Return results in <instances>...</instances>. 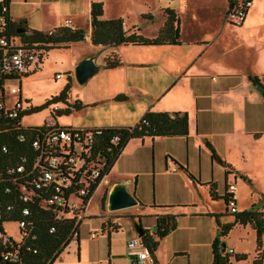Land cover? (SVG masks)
Returning <instances> with one entry per match:
<instances>
[{"label": "crops", "instance_id": "1", "mask_svg": "<svg viewBox=\"0 0 264 264\" xmlns=\"http://www.w3.org/2000/svg\"><path fill=\"white\" fill-rule=\"evenodd\" d=\"M93 1L102 2V18L120 16L123 18L124 28L129 30L130 24L109 0L9 1L12 21H21L22 27L26 26L28 31H45L62 24L86 30L88 38L72 41L65 47L72 50L74 45H83V51L67 58L65 70L74 76L76 64L81 59L92 56L99 65L96 71L98 74L93 78L89 77L82 84L74 76L75 82L67 100L69 103L80 101L81 107L73 108L68 114L57 115V120L75 127L134 125L148 109L186 111L188 133L130 138L98 183L109 182L102 189L105 191L108 188L107 197L115 184L123 183L138 199V203L130 208V226L125 229L126 237L123 236L125 243L121 248L113 246L112 235L123 227L122 216L109 218L110 214H100L101 231L107 235V240L99 235L90 237V233L81 234L80 226L87 216L85 211L91 203V195L77 217V233L52 264H81L83 260L87 264H92L93 261L101 264H154L148 260L134 262L133 258L141 247L130 246L127 241L138 236L134 230L137 221L144 229L152 230L156 214L161 213H175L178 217L176 227L159 240L154 252L156 264H209L213 258L212 241L218 229V220L220 223L229 222L232 220L229 216L234 220V216L226 210L225 202L224 209L216 206V201L222 198L211 197L210 183L213 181L217 193L222 195L224 191L219 190L218 183L219 175L223 173L225 189L229 182L235 184L233 193L237 210L247 209L253 201L248 206L242 204L236 193L238 186L234 180L243 173V168L235 158L232 159L228 150L234 148L236 155L238 150L239 157L248 155V158H252L253 154L247 150L248 145L250 143L253 147L258 144L260 151L256 153L255 161L264 159V96L250 79V76L256 75L264 84V0H252L240 26L232 25L225 19V23L230 25L229 29L237 35L234 47L228 41L221 46L220 37L224 29L212 33L202 28L207 18L198 13L197 7L193 8L194 3L190 7L166 6L172 7L178 14L179 43L93 44L90 38V10ZM209 1L212 0H208L207 4ZM182 2L187 3L185 0ZM11 8L16 11L15 15ZM33 13L38 14L37 18H33ZM144 14L151 19L150 12L144 11ZM184 15L194 25L185 38L181 36ZM159 28L148 36L156 35ZM240 47L245 48L247 56L241 68L227 62L224 57V53L230 52V48L239 50ZM218 48L222 52L217 55ZM110 54L119 56L121 63L105 67V58ZM87 83L92 84V87L85 86ZM74 84L77 85L78 92H74ZM118 94H125L127 98L114 99ZM59 103L56 104L59 106ZM99 106L103 110L97 116L86 112L88 119L85 121H81V118L74 121L71 119L74 115H85L81 112L84 108L87 111L88 107ZM64 115L71 120L61 122L60 118ZM205 139L230 164L232 172L226 173L225 167L211 158ZM169 161L177 165L178 169L168 170ZM188 171L198 180L191 178ZM245 225L236 222L232 227ZM253 229L255 244H251L256 255L257 233L254 227ZM227 236L228 234L223 237V241L228 250L232 248L233 254H247L241 241H226ZM105 241L108 242L107 247ZM262 242L260 264L264 258V234Z\"/></svg>", "mask_w": 264, "mask_h": 264}, {"label": "trees", "instance_id": "2", "mask_svg": "<svg viewBox=\"0 0 264 264\" xmlns=\"http://www.w3.org/2000/svg\"><path fill=\"white\" fill-rule=\"evenodd\" d=\"M9 1L4 0L7 10L6 14L9 20V30L15 34L21 35L23 41L36 44L35 47L40 50L39 62L42 61L44 55L52 48L59 47L64 44L68 47L72 41L84 40L86 36V30L80 27H72L67 24H62L50 29L49 31L32 30L31 33H23L16 31L14 22L12 21L9 13ZM245 2H249L245 5ZM228 12H232L233 8L237 4H241L248 12L251 6L252 0H227ZM165 20L158 30V33L154 36H148L141 32V28L137 25L130 26L129 30L124 28V22L122 17L102 18L103 6L101 1H93L91 4V42L93 44H110L117 45L121 43L131 44H161V43H179L180 42V27L179 17L177 12L172 7H164ZM246 17V16H245ZM245 19V18H244ZM36 64V69L40 67ZM121 63V59L116 54H110L105 58V67H114ZM28 70L24 75L31 73ZM252 82L256 85L258 90L264 96V84L261 82L258 76H250ZM71 87V78L65 83L63 88L57 95H52L46 99V102L42 105H32L26 112L31 113L41 110L50 104L57 103L59 101L64 102L66 105L63 108H57L55 115L68 114L73 108L81 107V102L75 100L73 103L68 102V95ZM127 95L118 94L114 99H126ZM17 117L0 118V146L7 145V151L0 150V231L3 233L5 229L3 222L6 221H18L25 217L21 210L24 205H28L30 208V214L27 215L28 224H26L24 230L27 235L19 236V240H15L12 235H7L11 243L6 244V248L11 250V255L7 259H3L0 254V264H52L58 257L59 253L67 246L71 238L78 231V214L75 213V208L66 206L61 209L55 208L53 204L43 205V198L49 196V192H45L43 188L36 189L39 194L33 195L32 200L24 201L19 194L17 186L19 183L29 179L31 176L25 175L26 172L32 166L35 160V156L38 154V149L32 144V140L40 135V131L37 126H25L18 128L16 125ZM67 126V125H66ZM94 130V139L91 145V155L96 157L94 162L100 163V174L92 182L89 183L88 192L82 196V204L85 205L96 186L103 178V176L109 171L111 165L120 154L122 148L126 142L133 137L142 138L144 136H156V135H185L188 133V114L186 111H167V110H150L148 109L142 115V117L134 125H106V126H86ZM23 133L24 140L16 138L17 133ZM258 135V134H256ZM205 145L210 151V156L213 160L217 161L225 167V172H232L230 164L224 160L215 149L214 145L208 140H204ZM26 155L28 160L26 162V168L22 172L19 179L14 183L13 180L8 177L4 178V174L7 173V167L10 164H15L20 161L21 156ZM188 175L198 180L191 172L188 171ZM246 181H251L246 174H239ZM78 174L73 178L76 181ZM6 186L9 187L6 190ZM79 187V184H72L65 190V197H69L71 193ZM210 195L212 198H222L226 204V210L229 214L234 216L233 221L220 223L218 220V229L216 235L212 241V254L213 258L209 264H231V256L233 252H230L226 245H223V237H225L230 228L236 223L241 224L250 223L257 233L256 238V255L253 263L260 264L261 248L263 245L262 235L264 234V209L256 207L255 203L243 210L232 211L228 205L231 200V192L224 190L222 195H219L216 191V184L212 181L210 183ZM78 194H74L72 197H77ZM236 202V198H234ZM7 204L11 205V208H7ZM218 216L219 214L214 213ZM134 217V215H131ZM178 215L175 213H161L156 214L155 226L152 230L144 229L145 233L141 236V241L146 246L153 258V263L156 264L154 258V252L158 246L160 238L165 236L171 230L176 227ZM140 226V222L138 223ZM142 226V225H141ZM9 234V233H8ZM0 246V250H1ZM236 260L245 259L246 253L233 254Z\"/></svg>", "mask_w": 264, "mask_h": 264}, {"label": "rangeland", "instance_id": "3", "mask_svg": "<svg viewBox=\"0 0 264 264\" xmlns=\"http://www.w3.org/2000/svg\"><path fill=\"white\" fill-rule=\"evenodd\" d=\"M116 8H118L119 11L122 12L123 17L125 18V21L131 25L137 24L141 27L142 33L145 35H153L157 29L161 26L162 21L165 17V12L163 10L164 7L170 5L172 7H184L185 5L187 7H190L192 3L195 4L193 8H198V13L202 14L205 18H207L206 23L202 26L206 31H210L212 33H215L216 31L222 32V37H220L221 46L224 45L225 41L230 42L233 47L237 44V35L236 33L232 32L229 28L230 25L225 23V19L227 21H230L232 25L240 26L241 24L234 23L232 16L227 11L228 9V3L227 0H212L209 1V4H207L208 0H185L187 2L186 4L182 2V0H109ZM184 1V0H183ZM14 7V6H13ZM150 12L152 17L143 15V12ZM12 14L15 15L14 9L11 8ZM38 14L33 13V18H37ZM189 18V17H188ZM185 17L184 15V22L182 26V34L181 36L185 38L187 35H189L191 28L194 26L193 24H190V20ZM206 24V25H205ZM201 28V29H202ZM52 29V28H51ZM45 30V31H49ZM235 30V29H234ZM194 31V30H193ZM32 31H28L26 34L31 33ZM198 32V31H197ZM202 33V31H201ZM200 35V34H199ZM220 42L217 44L220 45ZM236 43V44H235ZM235 44V45H234ZM83 45H74L72 50L65 48L66 46L64 44L60 45L59 47H55L50 49L43 57L42 61L39 62L38 69H36V63H32L30 66V70L32 71L28 75H24L22 77V84H21V95H22V105H27L31 103V105H42L46 102V99L50 98L52 95H57L59 91L63 88L65 83L68 81V78H71V87L73 85L74 76L69 75L68 72L65 70L66 68V61L67 58L70 55H76L79 51H81V47ZM83 51V50H82ZM217 51V49H216ZM222 50L218 48V51L216 52L217 55L221 54ZM225 54V60L229 63H231L234 66H237L241 68V65L244 66L246 62V53L245 48L240 47L239 50H232L230 48V52ZM67 72V74H66ZM60 73L59 77H56V74ZM98 73H94L90 77H95ZM89 83H92L89 81ZM11 86L18 87V80H11L6 84L5 87V93H6V100L8 106H13L19 101V92H12L10 91ZM74 92H78L77 85L74 84ZM85 86L92 87V84H86ZM70 87V90H71ZM69 97V95H68ZM24 98L28 99L30 102H24ZM58 108L65 107L64 105H61V102L59 101ZM49 106H52L51 104L47 107L42 108L41 110L34 111L31 113H23L21 117V121L24 124H38L43 123L47 115L49 114ZM103 109L99 107H91L87 108V111H85V108L81 111L83 114L87 113H95L97 116L99 112H101ZM79 113V112H76ZM74 115L71 117V119L77 120L78 118H81V121H85L88 119V114H85L82 116V114ZM70 118H66V115L60 118L61 122H66L71 120ZM131 121V120H130ZM80 123V122H79ZM245 141V140H244ZM253 145V143H252ZM247 148V147H246ZM260 146L258 144L253 145V147L248 145V152L253 154L252 158H248V155L246 157H239L238 150L236 155V150L234 148H230L228 152L232 154V159L235 158L238 165H241L243 168V173L249 176L250 182L244 180L242 177L237 175V177L234 179L237 183L238 188L236 189V193L239 197V200L242 202L243 205H250V203H255L256 207L264 208V159L258 160V162L255 161L256 153L259 152ZM251 149V151H250ZM247 153V151H246ZM233 175V174H232ZM233 178V176H232ZM108 179V178H107ZM225 180H224V174L219 175V190L222 192L225 190ZM109 182L102 181L100 185L97 186L95 191L92 194L91 197V203L88 205V208L86 209L85 213H87V216L82 220V224L80 226L81 234L82 235H88L91 233V231H97V235L102 236V239H106V234H102L104 232L101 231L100 227V220L101 216L100 214H110L109 218H113L116 216H122L121 223L123 225L122 228L118 230V232H113V246L114 248L122 247L123 243H125L126 237L124 234L126 233L125 229L130 226V208L131 206L125 207V208H119L111 210L108 208V200H107V192L108 188H106L105 191H102L104 186H108ZM102 191V192H101ZM72 200L80 202L79 198L72 197ZM216 206L219 208L224 209V201L217 200ZM252 205V204H251ZM250 205V206H251ZM84 208V205H78V207H75L74 212L80 213L81 209ZM79 215V214H78ZM230 220L233 221L232 216H229ZM5 229L8 233H10L14 238L19 237V227L17 222L15 221H7L4 223ZM116 226V225H115ZM134 226V223H133ZM135 230V229H134ZM102 234V235H101ZM90 235V234H89ZM254 235V236H253ZM124 236V237H123ZM91 237V235H90ZM137 237V236H135ZM134 237V238H135ZM233 240L235 241H241L245 251L247 252V257L240 261H236L235 256L232 254V264H254V256L253 253L254 247H252L255 244V232L250 223H247L245 226H234L231 227L228 233V236L226 237V241L228 240L231 242ZM108 242L105 241V246L107 247ZM230 245V244H228ZM254 254V256H253ZM185 260V259H184ZM59 264V263H55ZM81 264H87L86 260L81 261ZM262 264H264V258L262 261Z\"/></svg>", "mask_w": 264, "mask_h": 264}, {"label": "built area", "instance_id": "4", "mask_svg": "<svg viewBox=\"0 0 264 264\" xmlns=\"http://www.w3.org/2000/svg\"><path fill=\"white\" fill-rule=\"evenodd\" d=\"M249 2H245L248 5ZM7 10V6L4 0H0V118H16V125L18 128L25 126H37L40 131V135L32 140L33 146L38 149V154L35 156V160L32 163L30 169L25 175L31 176L29 179L19 183L17 189L19 190L20 197L24 201L32 200L33 195L39 194L36 189L43 188L45 192H49L47 198H43L42 203L44 206L47 204H53L55 208L61 209L66 206L70 208L78 207L82 204V196L88 192L89 183L92 182L97 176H99L100 163H95L96 157L91 155V145L94 139V130L90 127H75L60 123L57 120V115L54 111L58 108V104L53 103L49 106V114L43 121V123L24 124L21 121L22 114L26 112L32 105L30 101L24 98V102L29 104L22 105L21 84L24 73L30 70L32 63L39 62L40 50L35 47L36 44L26 42L22 40V36L10 32L9 20L4 14ZM234 23L241 24L246 16V10L241 4L234 6L232 12H230ZM88 38V36H85ZM60 73L56 74L59 77ZM18 80V87L11 86L10 91L19 92V101L13 106L7 105L5 87L11 80ZM16 138L24 140L25 136L19 132L16 134ZM0 150L7 151V145L0 146ZM1 152V151H0ZM28 158L26 155L21 156L20 161L15 164H10L3 176L4 178L10 177L15 183L17 179L22 177V172L26 171V162ZM168 170H177L178 166L173 164L172 161L168 162ZM78 174V178L74 181L73 178ZM72 184H79V187L71 193L69 197H65V190ZM9 189L8 186L5 187ZM235 184L229 182L227 184V191L231 192V200L229 202V209L236 210V202L234 200L235 195L233 190ZM78 194L76 198L80 199V202L72 200L71 196ZM1 203V199H0ZM7 208H11V205L7 204ZM21 213L25 216L22 219L15 221L19 227V236L21 233L27 235L24 230L26 224H28L27 215L30 214V208L28 205H24ZM7 222V221H6ZM5 222L3 227L5 229ZM3 233L0 231V254L3 259L9 258L11 250L6 248L7 243H11L8 239V232ZM91 237L97 236V231L90 233ZM13 237V236H12ZM14 238V237H13ZM19 240L20 238H14ZM130 246L139 245L141 249L134 256V262H143L148 260L153 263L152 255L149 249L143 245L139 236L131 238L127 241ZM232 252V248L229 249ZM92 264H101L99 261H93Z\"/></svg>", "mask_w": 264, "mask_h": 264}, {"label": "water", "instance_id": "5", "mask_svg": "<svg viewBox=\"0 0 264 264\" xmlns=\"http://www.w3.org/2000/svg\"><path fill=\"white\" fill-rule=\"evenodd\" d=\"M18 32L28 31L27 27L16 28ZM99 68L92 56L81 59L74 68V75L79 83H84L90 76H92ZM108 208L111 210L125 208L138 203L136 196L130 192L123 183L115 184L108 193ZM135 224V230L139 237L143 236L145 231L143 227ZM225 245V242H223Z\"/></svg>", "mask_w": 264, "mask_h": 264}, {"label": "flooded vegetation", "instance_id": "6", "mask_svg": "<svg viewBox=\"0 0 264 264\" xmlns=\"http://www.w3.org/2000/svg\"><path fill=\"white\" fill-rule=\"evenodd\" d=\"M15 28H21L22 27V22L18 21L16 23H14Z\"/></svg>", "mask_w": 264, "mask_h": 264}]
</instances>
